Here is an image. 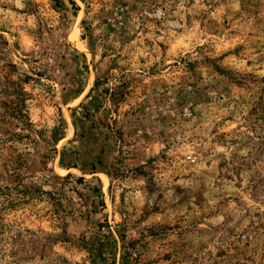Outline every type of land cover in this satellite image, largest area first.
<instances>
[{
	"label": "rangeland",
	"instance_id": "rangeland-1",
	"mask_svg": "<svg viewBox=\"0 0 264 264\" xmlns=\"http://www.w3.org/2000/svg\"><path fill=\"white\" fill-rule=\"evenodd\" d=\"M0 264H264V0H0Z\"/></svg>",
	"mask_w": 264,
	"mask_h": 264
},
{
	"label": "built area",
	"instance_id": "built-area-1",
	"mask_svg": "<svg viewBox=\"0 0 264 264\" xmlns=\"http://www.w3.org/2000/svg\"><path fill=\"white\" fill-rule=\"evenodd\" d=\"M187 159H188L189 161H191V162H194V161H195V159H194L191 155H188V156H187Z\"/></svg>",
	"mask_w": 264,
	"mask_h": 264
}]
</instances>
